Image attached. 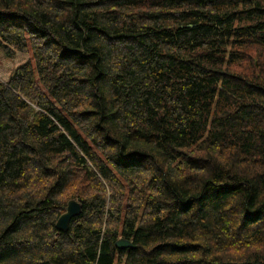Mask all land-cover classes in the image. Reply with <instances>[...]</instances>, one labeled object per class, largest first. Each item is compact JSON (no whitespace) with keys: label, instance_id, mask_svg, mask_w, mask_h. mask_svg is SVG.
<instances>
[{"label":"trees","instance_id":"16d2710c","mask_svg":"<svg viewBox=\"0 0 264 264\" xmlns=\"http://www.w3.org/2000/svg\"><path fill=\"white\" fill-rule=\"evenodd\" d=\"M0 264H264V0H0Z\"/></svg>","mask_w":264,"mask_h":264},{"label":"water","instance_id":"95a60500","mask_svg":"<svg viewBox=\"0 0 264 264\" xmlns=\"http://www.w3.org/2000/svg\"><path fill=\"white\" fill-rule=\"evenodd\" d=\"M81 212V203L75 199H69L66 202L64 211L58 216L55 227L58 230L66 231L71 218L79 215ZM118 248H128L131 247V243L124 239H119L115 243Z\"/></svg>","mask_w":264,"mask_h":264}]
</instances>
